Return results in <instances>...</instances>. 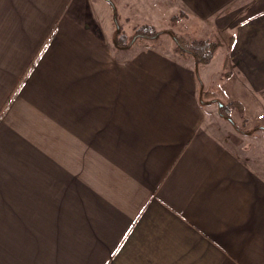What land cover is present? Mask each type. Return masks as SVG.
I'll use <instances>...</instances> for the list:
<instances>
[{"label": "crops", "instance_id": "1", "mask_svg": "<svg viewBox=\"0 0 264 264\" xmlns=\"http://www.w3.org/2000/svg\"><path fill=\"white\" fill-rule=\"evenodd\" d=\"M97 1L0 0V264H264V172L207 125L196 72L264 132V0H149L220 40L198 68L117 48Z\"/></svg>", "mask_w": 264, "mask_h": 264}, {"label": "rangeland", "instance_id": "2", "mask_svg": "<svg viewBox=\"0 0 264 264\" xmlns=\"http://www.w3.org/2000/svg\"><path fill=\"white\" fill-rule=\"evenodd\" d=\"M138 2L139 8L136 9L138 6L136 3L133 4V0L97 1L98 9H101V12L103 14L105 13L109 18V22L111 24V38L113 41L116 38L125 37L127 43L126 46L129 47L134 41L133 46L139 49L150 46H158L163 49H176L174 40L169 33H163L159 36L150 35L147 37H137L138 35L136 34L140 33L143 26L149 25L153 26L158 32L162 30H171L175 35L181 36L183 34L182 25L188 15L184 11H181L175 15L174 20L172 19L170 23L168 22V25L159 23V25L154 26L153 15L151 16L147 14L149 12L150 1L138 0ZM137 11L139 13H136ZM115 13L117 14L116 19L120 26V30L117 29ZM205 106L207 107V125L215 131V133L225 138L230 145H233L234 148L238 150L248 161L253 163V166L257 170L264 172V132L259 131L260 133L257 135L258 131H255L250 134L251 136H247L249 134L237 130L230 121L220 116L218 102H211ZM241 130L244 131L246 128L241 127ZM247 151H250L253 156H247Z\"/></svg>", "mask_w": 264, "mask_h": 264}, {"label": "trees", "instance_id": "3", "mask_svg": "<svg viewBox=\"0 0 264 264\" xmlns=\"http://www.w3.org/2000/svg\"><path fill=\"white\" fill-rule=\"evenodd\" d=\"M116 17L117 14L115 13ZM175 16L172 17L174 20ZM163 33H169L175 41L176 45V52L181 56H186L187 54L193 55L196 61V66L198 68L201 64H208L211 62L212 58L214 57L216 51L221 45L219 39H195L188 36H177L171 30H162L156 31L153 26L145 25L141 28L140 33L136 34L137 37H147V36H159ZM126 38L120 37L114 40V43L117 48L119 49H128L129 46H126ZM134 41L131 43L130 47L133 46ZM197 76L199 79V83L201 86L200 89V99L203 105H207L211 102H218L219 104V114L221 117L230 120L233 123V120L230 116V109L233 105L230 101L224 99L223 97L220 98V94L222 92L220 90H207L204 87L203 81L200 78L198 69H196ZM239 129V128H237Z\"/></svg>", "mask_w": 264, "mask_h": 264}, {"label": "built area", "instance_id": "4", "mask_svg": "<svg viewBox=\"0 0 264 264\" xmlns=\"http://www.w3.org/2000/svg\"><path fill=\"white\" fill-rule=\"evenodd\" d=\"M258 118L261 120L262 124L264 125V113L259 114Z\"/></svg>", "mask_w": 264, "mask_h": 264}, {"label": "water", "instance_id": "5", "mask_svg": "<svg viewBox=\"0 0 264 264\" xmlns=\"http://www.w3.org/2000/svg\"><path fill=\"white\" fill-rule=\"evenodd\" d=\"M117 17H115V21H116V24H117V29L118 30H120V26H119V24H118V22H117V19H116ZM263 129H264V127H263Z\"/></svg>", "mask_w": 264, "mask_h": 264}]
</instances>
